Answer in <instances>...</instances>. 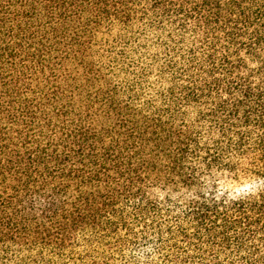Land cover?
<instances>
[{
	"label": "trees",
	"instance_id": "16d2710c",
	"mask_svg": "<svg viewBox=\"0 0 264 264\" xmlns=\"http://www.w3.org/2000/svg\"><path fill=\"white\" fill-rule=\"evenodd\" d=\"M11 251L264 264V0H0Z\"/></svg>",
	"mask_w": 264,
	"mask_h": 264
},
{
	"label": "rangeland",
	"instance_id": "374dc122",
	"mask_svg": "<svg viewBox=\"0 0 264 264\" xmlns=\"http://www.w3.org/2000/svg\"><path fill=\"white\" fill-rule=\"evenodd\" d=\"M100 65L106 71L105 66L102 65V64H100ZM16 255H17V251H11V253L9 254V256L7 258L6 264H26V263H20V262H18V256L16 257ZM0 264H4V263L0 262ZM70 264H75V262L74 261H71Z\"/></svg>",
	"mask_w": 264,
	"mask_h": 264
}]
</instances>
